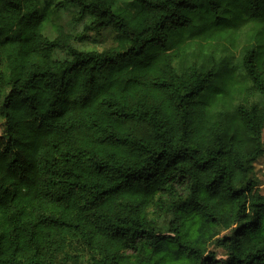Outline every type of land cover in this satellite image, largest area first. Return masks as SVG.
Masks as SVG:
<instances>
[{"label":"clouds","instance_id":"9594fccd","mask_svg":"<svg viewBox=\"0 0 264 264\" xmlns=\"http://www.w3.org/2000/svg\"><path fill=\"white\" fill-rule=\"evenodd\" d=\"M0 264H264V0H0Z\"/></svg>","mask_w":264,"mask_h":264}]
</instances>
